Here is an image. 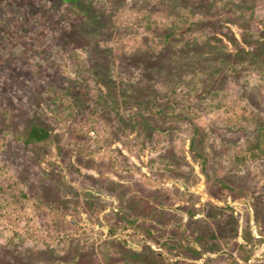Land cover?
<instances>
[{
    "label": "rangeland",
    "instance_id": "obj_1",
    "mask_svg": "<svg viewBox=\"0 0 264 264\" xmlns=\"http://www.w3.org/2000/svg\"><path fill=\"white\" fill-rule=\"evenodd\" d=\"M169 1L79 0L95 9L90 18L66 0H0V264H27L30 247L61 252L70 239L92 252L85 264H145L153 252L169 264H264V156L229 169L224 188L189 148L197 126L212 156L239 135L230 126L247 99L237 80L208 94L215 79L190 72L194 82L162 105L169 116L123 96L141 84L140 51L161 52L165 29L203 42L232 25L239 0H181L175 10ZM257 2L253 26L264 16ZM237 67L264 99L260 73ZM33 123L50 138L26 144Z\"/></svg>",
    "mask_w": 264,
    "mask_h": 264
},
{
    "label": "trees",
    "instance_id": "obj_2",
    "mask_svg": "<svg viewBox=\"0 0 264 264\" xmlns=\"http://www.w3.org/2000/svg\"><path fill=\"white\" fill-rule=\"evenodd\" d=\"M180 1L170 0L167 3V7L175 10ZM66 2L79 7L80 11H87L85 7L79 5V0H66ZM148 2L145 1L144 3L147 4ZM257 3V0L232 2L231 11L234 15L230 18L232 25L227 23L226 27L223 26L219 29V32L209 36L203 42L188 37V32L184 31L180 35L179 40L176 41L175 31L165 29L164 32H168L164 33L163 50L158 54L150 47L140 51L138 58H141L144 63V75H142L141 84H130L127 89L128 92L123 94L125 97L128 95L132 99H137L138 104L149 112L154 107L158 109L157 112H153L156 115L159 113L160 116H169L171 114H168L169 111L162 105L171 103L169 100L175 97L181 85L186 86L194 82L192 78H187L190 72L193 77L209 75L215 79L217 84H213L210 89L206 90L208 94H218L219 91H217L215 86L223 88L227 76L231 74L237 80L236 84L244 89V97L247 99L246 105L230 126V132L232 134L238 133L239 135L226 136L219 149L212 156L210 152L205 150L203 129L197 126L189 144L191 152L203 159L202 169L210 183L211 180L217 181L224 188H232L231 182L227 179L229 177V169L236 168L240 161H245L250 156L253 158L264 156V103L262 102L264 99L251 95L253 88L249 90L250 78L242 82L240 81L241 77L237 75V70H239L237 65L246 63L248 69L251 67V69L256 70L260 73L261 79L264 80V16L262 19L257 20L255 26L250 25V18L255 13ZM93 9L90 7V11H87V17H92V13L95 10ZM238 10L240 12H237ZM240 19L242 20V27L238 29L233 27V24ZM223 29H227V31ZM158 85L162 86V88L158 89ZM150 95L152 98H148ZM144 114L141 109L140 115L144 116ZM144 124H148L147 119L146 121L144 120ZM50 133L51 131L48 128L33 123L25 132L23 139L26 144L41 143L50 138ZM240 137H242L244 143L242 146L239 143ZM225 160L228 161L227 164H224ZM219 167H223V170L226 171L222 176L217 174ZM245 187L239 190L237 197L247 196L250 193L249 186ZM114 190L115 194H119L118 188H114ZM212 194L216 197L219 196L214 190ZM99 196L103 199L107 195L101 194ZM113 202L118 204L115 197ZM223 205L225 208L232 209L230 201L224 202ZM214 207L225 210L217 206ZM234 213L237 217L241 216L238 211H234ZM237 228L238 225L235 226L234 231H237ZM66 244L68 246H65L66 249L61 250V252L49 247V245L43 246L36 251H32L30 247L28 252L30 254L26 258V263L85 264L84 260L92 256V252L85 250V245L77 242L76 239H70ZM122 250L128 256H131V254L135 257L137 256V260L141 261L142 254L135 249L123 247ZM153 253L154 258L145 264H169L163 253ZM143 255L145 256L146 254L143 253ZM133 256H131L132 259L135 258ZM16 260L18 261L17 257L14 261ZM177 264H186V262Z\"/></svg>",
    "mask_w": 264,
    "mask_h": 264
},
{
    "label": "water",
    "instance_id": "obj_3",
    "mask_svg": "<svg viewBox=\"0 0 264 264\" xmlns=\"http://www.w3.org/2000/svg\"><path fill=\"white\" fill-rule=\"evenodd\" d=\"M119 239H122L121 236H118ZM124 242H127L126 240H123ZM131 245L135 246L134 243H130Z\"/></svg>",
    "mask_w": 264,
    "mask_h": 264
}]
</instances>
